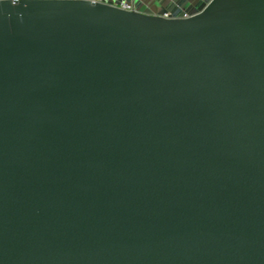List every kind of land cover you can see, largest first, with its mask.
<instances>
[{
  "label": "water",
  "instance_id": "obj_1",
  "mask_svg": "<svg viewBox=\"0 0 264 264\" xmlns=\"http://www.w3.org/2000/svg\"><path fill=\"white\" fill-rule=\"evenodd\" d=\"M0 264H264V0H0Z\"/></svg>",
  "mask_w": 264,
  "mask_h": 264
},
{
  "label": "crops",
  "instance_id": "obj_2",
  "mask_svg": "<svg viewBox=\"0 0 264 264\" xmlns=\"http://www.w3.org/2000/svg\"><path fill=\"white\" fill-rule=\"evenodd\" d=\"M138 2L140 8H145L153 12L158 9H168L176 13H190L197 11L206 0H134Z\"/></svg>",
  "mask_w": 264,
  "mask_h": 264
},
{
  "label": "built area",
  "instance_id": "obj_3",
  "mask_svg": "<svg viewBox=\"0 0 264 264\" xmlns=\"http://www.w3.org/2000/svg\"><path fill=\"white\" fill-rule=\"evenodd\" d=\"M91 1H93V2H102V0H91ZM112 5H114L116 7H119L121 9H124V10H128V11L136 9L134 0L122 1V2H119L117 4H112ZM167 15L168 14H165V16H167Z\"/></svg>",
  "mask_w": 264,
  "mask_h": 264
},
{
  "label": "rangeland",
  "instance_id": "obj_4",
  "mask_svg": "<svg viewBox=\"0 0 264 264\" xmlns=\"http://www.w3.org/2000/svg\"><path fill=\"white\" fill-rule=\"evenodd\" d=\"M102 1H104V2H106V3L117 4V3H119V2H122V1H129V0H102ZM205 3H206V2H205ZM201 7H202V6H201ZM135 8H136V9H145V8H140L138 2H135ZM163 10H164V9H158V12L163 11Z\"/></svg>",
  "mask_w": 264,
  "mask_h": 264
}]
</instances>
